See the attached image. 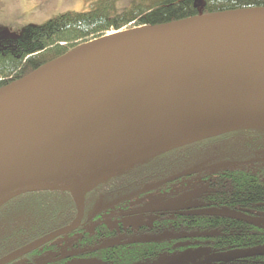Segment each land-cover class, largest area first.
Listing matches in <instances>:
<instances>
[{
  "label": "water",
  "instance_id": "water-1",
  "mask_svg": "<svg viewBox=\"0 0 264 264\" xmlns=\"http://www.w3.org/2000/svg\"><path fill=\"white\" fill-rule=\"evenodd\" d=\"M75 98L85 99L79 110L34 144L4 158L24 135ZM185 111L264 116V9L127 30L82 45L0 90V208L25 194L70 192L79 208L76 222L50 234L32 250L76 232L85 217L82 196L90 188L175 146L211 137L171 143L178 137L172 135L165 147L146 145L90 167L138 127ZM247 127L264 126L237 129ZM133 157L137 159L130 161ZM223 216L258 224L235 212ZM259 254L264 250L206 261Z\"/></svg>",
  "mask_w": 264,
  "mask_h": 264
},
{
  "label": "trees",
  "instance_id": "trees-1",
  "mask_svg": "<svg viewBox=\"0 0 264 264\" xmlns=\"http://www.w3.org/2000/svg\"><path fill=\"white\" fill-rule=\"evenodd\" d=\"M256 9H264V0H95L87 12H68L44 25L25 27L20 38L0 39V90L113 32ZM0 19L4 17L0 15ZM14 21L20 20L15 18L11 23ZM253 171L256 181L249 183ZM261 172H264V127L240 128L183 143L90 188L82 197L85 209L82 225L66 235L75 236L72 243L63 240L65 236L7 264H40L37 261L41 259L46 264H157L182 257L187 258L182 264H206L205 258L212 250L203 248L204 238L200 236L218 224L221 216L218 210L222 206L252 208L257 216L263 215L264 174ZM210 179L236 191L219 194L206 183ZM238 179L241 183L247 181L240 185L239 193ZM161 183L164 184L145 191ZM151 193L162 195V201H170L182 209L175 215L178 219L175 227L168 221L155 224L164 229L159 235L181 237L136 240L140 236H152L144 233L149 229L146 226L113 229L99 223L89 230L94 220L115 209H128L140 202L134 209L146 207L148 202L143 199ZM187 207L190 209L184 210ZM134 209L125 211V215L141 214ZM78 215L79 208L70 192H38L12 200L0 208V260L73 225ZM169 217L170 214L162 216L164 220ZM187 234L191 236L186 238ZM261 242L263 236L257 235L253 246ZM227 264H264V257Z\"/></svg>",
  "mask_w": 264,
  "mask_h": 264
},
{
  "label": "bare ground",
  "instance_id": "bare-ground-1",
  "mask_svg": "<svg viewBox=\"0 0 264 264\" xmlns=\"http://www.w3.org/2000/svg\"><path fill=\"white\" fill-rule=\"evenodd\" d=\"M119 32L109 34L102 38V40L118 36L121 34ZM84 103V98H75L60 105L52 115L48 116L39 125L30 130L28 134H20L24 136L5 153L4 158L40 140L49 131L66 120L71 114L79 110ZM245 125L256 127L264 126V116H244L238 114L207 113L199 111H185L168 114L156 118L128 133L121 141L111 147L90 167L95 168L104 165L105 163L115 161L125 153L146 145L158 143L161 147H165L173 139L157 141L158 137L167 135L174 130L183 131V135L180 138L190 140L216 135ZM136 159L137 157H133L130 161ZM85 191V189L80 191V196H82Z\"/></svg>",
  "mask_w": 264,
  "mask_h": 264
},
{
  "label": "flooded vegetation",
  "instance_id": "flooded-vegetation-1",
  "mask_svg": "<svg viewBox=\"0 0 264 264\" xmlns=\"http://www.w3.org/2000/svg\"><path fill=\"white\" fill-rule=\"evenodd\" d=\"M255 173H256L255 171L250 173V174H253V176H252V178L249 179V183L250 182L254 183L256 181L255 180ZM260 174H264V172H261ZM238 181H239V179H238ZM244 182L245 183H241L239 181V184L237 185V193L240 192V187H241L240 185L244 186V184H247L246 180H244ZM206 183H208V185L211 186L212 190H215V192H217L219 194L224 193L225 191H230V192L236 191V188L231 187L229 185H225L221 181L217 182V180L215 181L214 179H210V180L206 181ZM164 195H166V194H164ZM188 209H190V207H187L184 210H188ZM143 210H144V208H143ZM154 210H156V211L153 212ZM178 210L181 211L182 209L176 207L174 204L170 203V201H162L160 198L148 201V206L145 207V212H146L145 214H147V213L154 214L157 218L155 220H153V222L150 225H142V226L149 227V229H146L144 231V233L152 234V236H148V235L140 236L136 240H138V241H141V240H146V241L170 240L173 238L181 237L178 234H172V235L160 234L159 235V233H160L159 231L163 232L162 230H164V229L160 230L161 227L158 224L155 225L157 222H159V224H160L163 221L164 222L168 221L170 223V225L174 226L178 220L175 216L176 213L178 212ZM230 212H235L236 214L244 216L247 219L258 221V224L252 225L251 223H247L244 220L232 219V218H227V217L223 216L224 213H230ZM166 214H170L171 217L166 218L164 220L162 218V216L166 215ZM218 214L221 215L218 218L219 219L218 224H216L215 226H212L209 230L205 231L200 236V237L204 238V241H203L204 247L203 248L207 249L208 252H210V249L212 250L211 253L205 258L204 262L206 264H227V263H231V262H235V261L254 259L255 257H259V256L264 257V254H259V255H252V256H249L247 258H242V259L240 258V259H234V260H228V261L224 260V261H220L217 263L207 262L206 260L208 258L214 257V256L223 257V256H230V255H235V254H239V253H247V252H254L257 250H264V213H263V215L257 216L252 211V208H242L239 206H234L231 208L230 206H227V207L222 206L221 209L218 210ZM186 220H188V219H180L179 221L185 222ZM172 226L170 227V229L172 228ZM153 234H156V235H153ZM257 235L263 236V242H261V244L259 246H253L255 244V240H256ZM65 236H63V237H65ZM190 236H191V234L185 235L186 238L190 237ZM63 237H60V238H63ZM165 237L167 239H165ZM60 238H58V239H60ZM58 239H56L55 241H57ZM38 244H39V242H37L36 244H34L32 246L27 247L26 249H29V251H32V248L34 246H37ZM48 244H50V243H48ZM42 245H46V244H42ZM42 245L36 247L35 249L41 247ZM23 250L24 249H21L20 251H23ZM20 251H18V252H20ZM29 251H27L26 253H28ZM26 253L23 256H25ZM15 254L16 253H12V254L4 257L3 259L0 260V262L8 259L9 257H11ZM69 254H70V256H72L75 253H72V254L69 253ZM23 256H21V257H23ZM18 258L19 257L14 258L13 260L6 262L4 264L13 262V261L17 260ZM182 258H186V257H182ZM178 259H180V258H178ZM174 260H176V259H174ZM169 261H173V260H168L165 262H169ZM186 261H187V258H186L185 262ZM37 262L40 264H46L45 259L44 260L41 259L40 261H37ZM165 262H161V263H165ZM185 262H183V263H185ZM29 264H33V263L30 262ZM157 264H160V263H157Z\"/></svg>",
  "mask_w": 264,
  "mask_h": 264
},
{
  "label": "rangeland",
  "instance_id": "rangeland-1",
  "mask_svg": "<svg viewBox=\"0 0 264 264\" xmlns=\"http://www.w3.org/2000/svg\"><path fill=\"white\" fill-rule=\"evenodd\" d=\"M6 1L10 2V4L8 5L7 10L5 7L0 12V15L6 13L7 11H9V13L6 15L5 19H0V39L20 38L25 27L44 25L53 18L68 12H87L91 9V4L95 0H19L18 3L16 0ZM2 3H4V0H0V4ZM15 18H18L20 21H14L15 23H11V20H14ZM125 31H120L119 33H123ZM173 134H176L178 137H176V140L171 143L185 141V139L180 138L183 135V131L181 130H174L167 135L159 136L157 141L170 138ZM16 153L17 152H14L10 156ZM160 197H162V195H159L158 193H151L143 200L148 202L153 199H159ZM136 204L138 206L141 202ZM136 204H132L128 207V209H115L111 212V214L104 215L102 219L94 220L89 226V230L92 231L99 223H105L113 229H119L120 226H124V228L133 227L136 229L142 225H150L157 217L154 214H145V207H143L144 210L141 206L134 209ZM147 206L148 204L146 207ZM133 209L136 211L139 210L141 214L134 213L125 215V211H131ZM74 237L66 236L63 240L70 244L72 243Z\"/></svg>",
  "mask_w": 264,
  "mask_h": 264
},
{
  "label": "crops",
  "instance_id": "crops-1",
  "mask_svg": "<svg viewBox=\"0 0 264 264\" xmlns=\"http://www.w3.org/2000/svg\"><path fill=\"white\" fill-rule=\"evenodd\" d=\"M16 2L18 3L19 0H16ZM9 4H10V2L4 0V3L0 4V12H1L5 7H6L5 9L7 10V7H8ZM4 12H5V11H4ZM8 13H9V11H7L6 13H3V14H2V16L4 17V19H5L6 15H7Z\"/></svg>",
  "mask_w": 264,
  "mask_h": 264
}]
</instances>
